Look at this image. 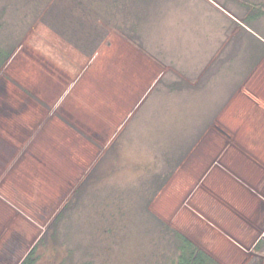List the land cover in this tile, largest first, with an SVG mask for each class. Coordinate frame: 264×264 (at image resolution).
I'll return each instance as SVG.
<instances>
[{
    "label": "rangeland",
    "instance_id": "1",
    "mask_svg": "<svg viewBox=\"0 0 264 264\" xmlns=\"http://www.w3.org/2000/svg\"><path fill=\"white\" fill-rule=\"evenodd\" d=\"M214 5L167 0L144 33L149 56L107 27L90 59L25 20V0H0L2 22L23 35L0 73V264H21L37 245V264H154L146 213L106 222L94 207L105 190L129 191L172 166L151 213L220 264L255 258L264 56H251L263 48L264 19L254 36ZM181 80L192 88L171 89ZM94 173L91 197L55 223Z\"/></svg>",
    "mask_w": 264,
    "mask_h": 264
},
{
    "label": "trees",
    "instance_id": "2",
    "mask_svg": "<svg viewBox=\"0 0 264 264\" xmlns=\"http://www.w3.org/2000/svg\"><path fill=\"white\" fill-rule=\"evenodd\" d=\"M25 1L26 6L30 8L29 12L24 16L25 20L32 18L35 23L39 20L41 24L47 26L63 38L70 46L76 48L90 59L93 58L105 44L109 36L107 27L116 30L137 49L149 56V49L145 44L144 33L149 27V20L155 18L158 16L157 14L160 13L159 6L167 2V0ZM181 1L185 2V0ZM209 1L206 0V2ZM211 1L219 4L221 8L227 11L230 1L238 2L237 0ZM245 7L249 10L245 18H241L240 16H236V18L243 22V27L253 30L255 34L258 35V30L253 23L264 18V3H252ZM157 9L158 13L156 11ZM3 17L4 12L0 11V73L13 59L23 38V35L17 38L16 31L11 29V26L15 23L12 22L11 24H7L6 22H2ZM233 24L234 26L238 25L236 23ZM236 39L233 41L236 42ZM261 44L264 48V44ZM201 83H203V81H200L195 86L199 87ZM197 87L194 88L196 89ZM175 88L177 90H184L192 87L188 81L181 80L173 83L171 89ZM168 159L167 168H170L172 166V160L170 161ZM167 171H164L166 172L164 173L157 170L152 172L150 176L149 173H147L146 176L141 177L140 182L133 185L129 191L123 189L105 190L104 194H106V196L100 200V205L95 204L96 206L94 208L100 214L101 219L106 222H119L125 216L130 215V217H132L133 214L138 212L146 213V218L149 217L150 242L154 244L155 254L152 255L155 256L154 264H220L187 236L171 228L156 215L151 213L150 205L163 188L165 182L172 175L173 166L169 172ZM92 178L97 179V174L94 173L93 177L90 178L91 181L85 183L86 185L84 184L83 190L77 193V199L74 200L72 204L66 205L64 211L58 216L55 223H58L64 212L68 211V209L75 210L87 202L83 200L84 196L90 195L88 190L95 187L94 185L97 184V181H94ZM134 186L137 188L135 189ZM37 246L31 250L21 264H37L39 259ZM252 253L255 258L249 264H264V237L258 240L252 249Z\"/></svg>",
    "mask_w": 264,
    "mask_h": 264
},
{
    "label": "crops",
    "instance_id": "3",
    "mask_svg": "<svg viewBox=\"0 0 264 264\" xmlns=\"http://www.w3.org/2000/svg\"><path fill=\"white\" fill-rule=\"evenodd\" d=\"M209 1V0H208ZM238 2H240V3H238V2H234V1H230L229 3H230V5L232 4V8H230V5L228 4V11L227 10H225V9H223V8H219L218 6H215L214 4H216V3H214V2H212L211 0L209 1V2H211L214 6H215V9H222L221 11H223V12H225V14L227 13V15H226V19L229 21V23H230V25L231 26H233L234 27V24L233 23H236V24H240L238 21L239 20H237L236 19V16H240V17H243V18H245V16H244V14H247L246 12H248L249 13V10H247L246 8L247 7H245V6H248V5H250V4H257V3H261V2H263V1H259V0H237ZM259 1V2H258ZM264 3V2H263ZM240 4H243V5H240ZM204 5H206V4H204ZM218 5V4H217ZM238 10V11H236V10ZM217 11V10H216ZM238 12V13H237ZM240 12V13H239ZM230 14V15H229ZM264 18H262V19H260V20H258V21H256V22H254L253 23V25L258 29V27L257 26H259L260 25V22L263 20ZM250 31V30H249ZM259 31V30H258ZM235 32V31H234ZM233 33V32H232ZM234 34V33H233ZM254 36H256V34H254V33H252ZM51 35H53L52 33H51ZM54 39H55V37H53ZM262 40H261V39ZM259 39L264 43V38H262V37H260ZM233 39V38H232ZM55 40H57V39H55ZM264 48H262L261 50H259L258 52H257V54H255V53H253L252 54V56L251 57H255L256 59H255V62H260V58H262V56H264V50H263ZM14 58V57H13ZM92 59H94V58H92ZM12 61V60H11ZM10 61V62H11ZM9 62V63H10ZM8 63V64H9ZM8 64L4 67V69L8 66ZM3 69V70H4ZM257 70H259V71H257L258 72V76H259V78H263L262 79V81L260 82V84H259V86H258V91H263V93H264V85L263 86H261L262 84H264V70H262V68H260V66H259V68L257 69ZM258 103H259V106H261L262 108H263V111H264V100H260V99H258ZM261 109V108H260ZM261 111H262V109H261ZM261 112V114H259L258 115V117H257V120H258V123H259V126L261 127V131H263L264 132V112ZM264 134V133H263ZM262 155V154H261Z\"/></svg>",
    "mask_w": 264,
    "mask_h": 264
}]
</instances>
